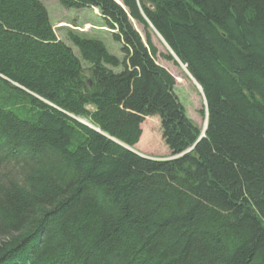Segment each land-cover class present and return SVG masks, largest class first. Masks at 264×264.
Wrapping results in <instances>:
<instances>
[{
    "label": "trees",
    "instance_id": "obj_1",
    "mask_svg": "<svg viewBox=\"0 0 264 264\" xmlns=\"http://www.w3.org/2000/svg\"><path fill=\"white\" fill-rule=\"evenodd\" d=\"M59 2L123 55L0 0V264H264V0ZM154 30L202 89V136ZM153 115L171 157L124 147Z\"/></svg>",
    "mask_w": 264,
    "mask_h": 264
},
{
    "label": "rangeland",
    "instance_id": "obj_2",
    "mask_svg": "<svg viewBox=\"0 0 264 264\" xmlns=\"http://www.w3.org/2000/svg\"><path fill=\"white\" fill-rule=\"evenodd\" d=\"M42 2L48 10L50 21L55 29L56 35L68 45L72 46L65 38V28L75 29L79 32L99 37L111 53L119 57L123 55L120 52V44L112 38L110 30L107 27L101 26L102 19L99 16V11L95 10V8H81L79 10L67 9L60 4L59 0H42ZM134 26L145 41L142 28L135 24ZM155 32H152L151 37L158 48L156 62L173 75L176 80L175 92L185 106L187 116L202 131L205 123V101L201 88L188 72L185 64L182 62L180 64L175 59L167 60L159 55V53L167 54L169 50ZM73 50L76 54L78 53L74 47ZM141 128L142 134L135 149L150 158H164L169 152V149L162 139L158 116L146 117L141 124Z\"/></svg>",
    "mask_w": 264,
    "mask_h": 264
},
{
    "label": "water",
    "instance_id": "obj_3",
    "mask_svg": "<svg viewBox=\"0 0 264 264\" xmlns=\"http://www.w3.org/2000/svg\"><path fill=\"white\" fill-rule=\"evenodd\" d=\"M155 31V30H154ZM155 34L160 38V40L165 44V46H166V48L169 50V52H170V54L172 55V57L175 59V61H177L178 63H180L181 64V61L176 57V55L170 50V48L168 47V45L165 43V41L162 39V37L158 34V33H156L155 32ZM201 88V87H200ZM201 91H202V89H201ZM84 123H85V121H83ZM206 125H207V120H206V122H205V126H204V129H203V131L201 132V135H203V133H204V130L206 129ZM122 145H124V144H122ZM124 147H126V148H128L129 150H131V151H133V152H135V153H137L136 151H135V149L134 148H132V147H128V146H126V145H124ZM183 154V153H182ZM141 155V154H140ZM181 154H179V156H180ZM141 156H144V155H141ZM178 156V155H177ZM146 157V156H145Z\"/></svg>",
    "mask_w": 264,
    "mask_h": 264
},
{
    "label": "crops",
    "instance_id": "obj_4",
    "mask_svg": "<svg viewBox=\"0 0 264 264\" xmlns=\"http://www.w3.org/2000/svg\"><path fill=\"white\" fill-rule=\"evenodd\" d=\"M139 142V141H138ZM137 145V144H136ZM135 145V146H136ZM140 153H142V152H140ZM143 154V153H142ZM171 155H172V153L170 152V150H169V152L165 155V157L164 158H167V157H171Z\"/></svg>",
    "mask_w": 264,
    "mask_h": 264
},
{
    "label": "bare ground",
    "instance_id": "obj_5",
    "mask_svg": "<svg viewBox=\"0 0 264 264\" xmlns=\"http://www.w3.org/2000/svg\"><path fill=\"white\" fill-rule=\"evenodd\" d=\"M71 8V7H70ZM202 136V135H201Z\"/></svg>",
    "mask_w": 264,
    "mask_h": 264
}]
</instances>
